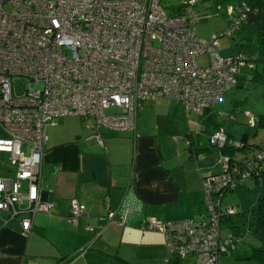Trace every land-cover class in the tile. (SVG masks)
Segmentation results:
<instances>
[{"label": "built area", "instance_id": "obj_1", "mask_svg": "<svg viewBox=\"0 0 264 264\" xmlns=\"http://www.w3.org/2000/svg\"><path fill=\"white\" fill-rule=\"evenodd\" d=\"M196 4L178 0L168 9L161 0H0V126L6 133L0 152L8 154L14 169L13 178H0L4 222L17 219L28 234L35 214L50 211L52 204L40 196L42 156L45 126L56 118L85 119L103 144L99 127L132 129L144 101L167 98L199 114L236 86L252 63L241 52L224 56L220 51L250 10L248 4L228 5V26L208 39L196 34ZM202 55L208 58L204 66L198 64ZM15 78L26 80L22 92H14ZM111 107L116 111L106 114ZM248 123L255 125L250 114ZM208 142L222 148L231 141L218 129ZM257 159H264V149ZM218 165L217 173L202 180L203 219L151 217L141 226L163 235L171 258L195 255L199 264H216L229 251L227 244L240 240L221 237L222 220L235 213L221 201L237 186L239 166L224 153ZM84 211V204L72 200L68 221L76 225Z\"/></svg>", "mask_w": 264, "mask_h": 264}, {"label": "crops", "instance_id": "obj_2", "mask_svg": "<svg viewBox=\"0 0 264 264\" xmlns=\"http://www.w3.org/2000/svg\"><path fill=\"white\" fill-rule=\"evenodd\" d=\"M223 96L199 114L167 98L144 101L132 129L99 127L103 144L79 116H60L45 126L40 196L52 207L35 214L28 234L17 219L4 222L7 212H0V264H199L195 255L171 258L163 235L141 226L151 217L204 218L202 180L219 171L222 154L208 142L216 129L207 122L221 113L216 108ZM225 132L240 139L230 128ZM13 177L8 154L0 152V178ZM72 200L85 205L76 225L68 221Z\"/></svg>", "mask_w": 264, "mask_h": 264}, {"label": "rangeland", "instance_id": "obj_3", "mask_svg": "<svg viewBox=\"0 0 264 264\" xmlns=\"http://www.w3.org/2000/svg\"><path fill=\"white\" fill-rule=\"evenodd\" d=\"M146 3V0H140ZM178 0H161L162 5L167 7L175 4ZM232 0H197L194 11L198 16L196 22V34L201 39H208L213 33H219L229 24V15L226 13L228 5L232 4ZM223 49L221 55L243 52L253 64V68H246L241 72L238 84L230 89V95H224L222 103L215 110L217 115L208 117V124L213 129H223L226 131L230 128V132L239 135L247 131L250 139L255 143H264V127L258 123L256 127H251L248 123V114L254 117L264 118V47L259 44L255 30L249 24L240 25L233 35L222 41ZM257 57L254 61L253 58ZM208 58L202 55L198 58V64L204 66L207 64ZM27 85L24 79H14V92H22ZM224 109H227L226 111ZM115 108L105 109V113L115 112ZM204 121V116H202ZM226 128V129H225ZM214 146V145H213ZM220 149V147L216 146ZM257 148L249 150L247 153L242 150L237 151L239 159L246 155L251 156ZM247 187L238 188L231 191L223 197L222 205L233 206L236 214L222 220L221 237L232 234L234 237H241L242 241H234L227 244L230 249L229 254H220L218 264H255L254 261L247 258L252 246H258L259 242L252 233L251 210L257 205V201L262 193H264V185L256 184L253 180H248ZM252 229V230H251Z\"/></svg>", "mask_w": 264, "mask_h": 264}, {"label": "trees", "instance_id": "obj_4", "mask_svg": "<svg viewBox=\"0 0 264 264\" xmlns=\"http://www.w3.org/2000/svg\"><path fill=\"white\" fill-rule=\"evenodd\" d=\"M232 1H234L232 4L235 3L238 4L241 2H245L248 4L250 10L246 12L244 18L241 20L240 25L242 26L244 24H249L250 26H252L257 35L259 44L261 45V47H264V0H232ZM256 59L257 57L253 58L254 61ZM250 68H253V64L252 67ZM256 119H258V124L260 126L264 124V118L259 117ZM258 124L256 123V126ZM227 136L231 142L230 143L227 142L224 145V147L221 148V152L229 155L230 162L233 164V166L238 165L239 170L237 173L234 174V177H236L237 179V186L234 189H230L226 193L231 191H236L238 190V188L241 187L243 188L247 187L246 183L248 180H253V182L256 184L260 183L264 185V159L262 160L257 159V154L259 153L260 150L264 149V144H257V143L250 144L249 142H247L248 136L246 133H243L240 139L232 138L231 136H229L228 133ZM233 141H236L238 145L233 144ZM255 148H257V150L253 151L251 156L246 155L244 158L241 159L237 157L236 153L238 150H242L243 152L247 153L249 150ZM248 163L254 164V167L251 168V170L248 167ZM245 169L247 171L250 170V175L242 180L241 175L246 171ZM236 213L237 211H235L234 214ZM251 216H252L251 225L253 226V230L252 229L251 230L253 235L259 242V245L252 246L251 253L247 258L254 261L255 264H264V193H262L261 196L259 197L256 207L251 210ZM238 241H242V238L240 237V240Z\"/></svg>", "mask_w": 264, "mask_h": 264}]
</instances>
